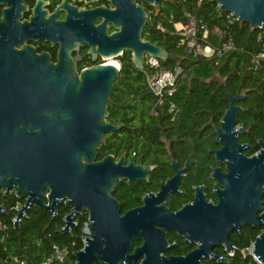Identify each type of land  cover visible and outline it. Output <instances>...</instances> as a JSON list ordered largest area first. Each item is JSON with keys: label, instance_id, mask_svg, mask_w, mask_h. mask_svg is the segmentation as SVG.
<instances>
[{"label": "water", "instance_id": "95a60500", "mask_svg": "<svg viewBox=\"0 0 264 264\" xmlns=\"http://www.w3.org/2000/svg\"><path fill=\"white\" fill-rule=\"evenodd\" d=\"M158 6L162 0H145ZM240 23L264 30V0H211ZM145 16L137 10L135 31L126 27L118 48L133 52V64L142 70L144 54L161 61L176 62L177 57L162 48L140 40ZM119 70L113 66L96 67L79 76L67 56L52 63L45 54L29 48L15 51L0 38V191L24 200L15 208L17 229L28 208L56 215L61 202L70 209L61 232L73 227L75 216L88 214L84 246L73 254L75 264H204L214 247L234 251L229 233L243 226L253 229L264 222L261 211L264 187V143L251 158L239 155L235 135L239 129L235 103L243 95H231L226 80L214 76L210 81L224 86L229 106L215 128L224 146L215 152L218 161L227 159V173L213 170L221 187L215 205L201 203L184 215L168 214L162 205L144 206L120 214L111 195L117 180L146 179V171L134 166L132 159L122 167L113 156L97 159L105 135H114L120 126L108 119V101ZM161 192L158 194L160 195ZM192 209V208H191ZM3 205H0V214ZM169 220V221H168ZM162 228L176 232L196 248L183 257H163L167 245ZM134 240L142 244L133 247ZM253 255L264 264V232L253 241ZM228 264L230 260L213 256Z\"/></svg>", "mask_w": 264, "mask_h": 264}, {"label": "trees", "instance_id": "16d2710c", "mask_svg": "<svg viewBox=\"0 0 264 264\" xmlns=\"http://www.w3.org/2000/svg\"><path fill=\"white\" fill-rule=\"evenodd\" d=\"M190 19L196 21L195 43L200 48L209 47V56L188 51L186 43L176 33L175 25H185ZM151 42L178 58L176 62L160 61V69L179 74L174 91L162 98L156 97L147 84L148 76L155 69L144 67L143 71L124 64L115 81L108 101V119L112 125L120 126L114 135H105V143L98 149L101 154H116L117 135L125 140L135 138L151 149L163 139H174L177 135H210L212 125L218 126L229 106L223 85L210 81L214 76L226 80V90L231 95L243 94L239 105L240 116L249 115L250 122L260 129L264 140V68L255 70L252 57L264 52V30L253 29L240 23L221 10L211 0H167L150 24ZM204 32L206 37L203 38ZM230 45V49L227 48ZM238 104V103H237ZM238 119V123L240 122ZM0 264H39L51 255V246L65 247L68 254L62 262L51 264H75L73 254L83 248L84 227L88 214L83 212L73 219L69 232H61L64 218L70 209L61 202L52 216L35 206L28 208L19 226L14 227L15 208L22 207L24 200L12 191H0ZM264 232L261 227L243 228L229 238L234 246L232 256L219 248L217 254L228 258V264H255L246 253L255 238ZM205 264H222L207 261Z\"/></svg>", "mask_w": 264, "mask_h": 264}, {"label": "flooded vegetation", "instance_id": "af4514ba", "mask_svg": "<svg viewBox=\"0 0 264 264\" xmlns=\"http://www.w3.org/2000/svg\"><path fill=\"white\" fill-rule=\"evenodd\" d=\"M166 1L162 0L155 6L154 2L145 0H0V38L15 51L29 48L37 55H47L52 63H57L60 56H67L78 76L83 71L103 66L116 67L120 73L124 64H128L133 71L136 69L133 52L118 48L122 34L126 27L135 31L137 10L140 9L145 16L140 40L152 43V17L158 14ZM147 58L148 55L144 54L142 70L139 71H143ZM239 102L235 105L241 108V113L243 109ZM240 115L241 120L236 115L234 126V129L242 130L235 135L237 145L243 147L238 154L251 158L262 150L264 140L260 129L251 124L250 116ZM219 123L218 126L212 125L210 135H194L192 138L177 135L171 140L163 139L156 149L149 148L140 139L125 140L123 135H117L115 155L101 154L98 159L97 151L98 161L110 155L117 163L124 157L122 167L132 159L134 166L146 171L145 180L115 182L111 195L119 204L120 214L144 206L158 208L162 205L168 214L183 212L187 215L201 203L215 205V193L221 187L212 177L213 170L227 173L228 162L227 159L218 161L215 156V152L224 146L215 131ZM260 207L257 215L264 213V204ZM243 228L251 227L243 226L239 231ZM239 231L229 233L228 240ZM162 232L167 249L161 255L165 258L183 257L196 248L195 242L186 243L184 237L176 232L165 228ZM141 244V240L133 241V247ZM219 248L223 249L221 246L214 247L202 262L214 261L213 256L218 255ZM141 259L139 257L136 264Z\"/></svg>", "mask_w": 264, "mask_h": 264}, {"label": "built area", "instance_id": "2783aa9c", "mask_svg": "<svg viewBox=\"0 0 264 264\" xmlns=\"http://www.w3.org/2000/svg\"><path fill=\"white\" fill-rule=\"evenodd\" d=\"M196 21L194 19H190L189 22L185 25H181L180 29H176V33L183 39H188L186 43L188 51H194L196 54L209 56L211 54V49L209 47L200 48L199 44L195 43V35H196ZM206 32H204L203 38L206 37ZM229 47L223 48L230 49ZM160 60L149 57L146 60V66L152 69H155V73L147 78V84L149 89L153 92V94L159 99L163 97L164 93L168 92L170 95L175 88L176 80L181 73L179 68L174 69V71L162 70L160 69ZM252 64L255 70H259L260 68H264V52H259L252 57ZM18 208V207H17ZM85 228V227H84ZM84 231V230H83ZM86 236V234H85ZM84 245V241H83ZM233 252L227 253L229 256L233 255ZM246 253L252 257L255 264H262L254 255H253V242L246 249ZM68 254V250L65 247H60L56 244L51 246V255L44 258L39 264H51L53 262H62Z\"/></svg>", "mask_w": 264, "mask_h": 264}, {"label": "rangeland", "instance_id": "374dc122", "mask_svg": "<svg viewBox=\"0 0 264 264\" xmlns=\"http://www.w3.org/2000/svg\"><path fill=\"white\" fill-rule=\"evenodd\" d=\"M175 27H176V29H180L181 28V25H179V24H177V25H175ZM191 50H189V52H190Z\"/></svg>", "mask_w": 264, "mask_h": 264}]
</instances>
